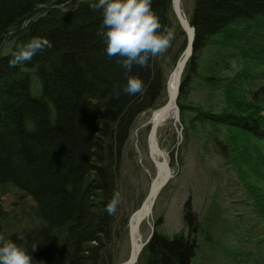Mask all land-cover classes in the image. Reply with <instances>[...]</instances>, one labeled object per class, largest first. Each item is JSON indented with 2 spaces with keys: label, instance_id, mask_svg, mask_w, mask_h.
<instances>
[{
  "label": "trees",
  "instance_id": "1",
  "mask_svg": "<svg viewBox=\"0 0 264 264\" xmlns=\"http://www.w3.org/2000/svg\"><path fill=\"white\" fill-rule=\"evenodd\" d=\"M95 2L0 0V236L24 248L33 264H117L130 216L122 197L114 215L106 206L114 192L121 195L136 119L165 104V60L174 57L177 65L187 46L173 0H152L174 39L147 68L126 72L97 35L103 15L90 7ZM189 22L194 53L178 99L184 145L205 139L240 169L250 156L238 149V137L264 144V58L244 43L256 34L264 47V0H194ZM34 37L49 39L52 47L10 68L18 45ZM129 75L143 81L142 92H123ZM255 202L264 226V198ZM206 224L207 230L190 202L180 232L169 236L158 219L137 264H193L201 238L212 242L213 218ZM245 237L254 239L255 249L242 252L250 259L240 264H264V227L257 237Z\"/></svg>",
  "mask_w": 264,
  "mask_h": 264
},
{
  "label": "rangeland",
  "instance_id": "2",
  "mask_svg": "<svg viewBox=\"0 0 264 264\" xmlns=\"http://www.w3.org/2000/svg\"><path fill=\"white\" fill-rule=\"evenodd\" d=\"M193 7L194 0H183V11L188 19ZM254 36L251 43L245 40L246 49H251L252 53L260 52L264 58V53L260 51L264 47L260 48L258 37L256 34ZM259 38L262 39L263 35H259ZM180 42L176 45L175 55L180 51ZM10 48L11 44H8L3 51L8 52ZM210 56L212 53L206 59ZM175 60L176 58L171 57L164 62L167 77L175 71ZM237 67L236 62L233 63L232 68ZM167 97L166 91L161 104L166 103ZM150 115L151 111H148L136 119L125 154L120 190L125 212L129 216L143 202L157 177V169L149 157ZM223 134L222 131L221 135ZM232 135L233 133L228 136ZM238 139V149L242 148L250 156L246 163L241 164L240 169L234 162L221 159L210 144H205V139H192L184 145L181 122L171 120L159 129V147L169 156L173 178L160 193L150 220L143 226L145 242L153 234L158 219L161 221V230L169 236L183 230L184 208L190 202L192 210L200 216L205 230L209 228L206 224L207 217L213 218L214 222L212 242L208 245L201 238L200 249L193 264H240V261L250 259L248 256L243 257L241 253L255 249L254 239L249 242L245 236L257 237L264 227L255 206L256 199L264 198V144L260 145L244 137ZM181 144L185 146L182 150ZM11 201L12 198H7L6 205L9 206ZM129 254L127 230L118 242L116 263H124Z\"/></svg>",
  "mask_w": 264,
  "mask_h": 264
},
{
  "label": "clouds",
  "instance_id": "3",
  "mask_svg": "<svg viewBox=\"0 0 264 264\" xmlns=\"http://www.w3.org/2000/svg\"><path fill=\"white\" fill-rule=\"evenodd\" d=\"M151 4L152 0H96L90 5L93 10H102L103 21L97 35L104 39L107 56L119 57L117 63L126 72H131L134 66L147 68L150 58L163 55L174 39L171 29L162 28ZM51 47L50 40L44 37H34L27 43H21L9 59V67L15 68L29 62L37 52ZM142 90L143 81L129 75L123 92L135 95ZM120 202V192L116 191L106 206L109 215L115 214ZM35 248L36 245H33L32 249ZM0 264L33 262L24 248L0 236Z\"/></svg>",
  "mask_w": 264,
  "mask_h": 264
},
{
  "label": "water",
  "instance_id": "4",
  "mask_svg": "<svg viewBox=\"0 0 264 264\" xmlns=\"http://www.w3.org/2000/svg\"><path fill=\"white\" fill-rule=\"evenodd\" d=\"M183 0H173V10L176 17L177 22L179 23L181 29L186 35L187 38V46L182 54L181 59L178 61L176 68H175V86L174 89L169 93L167 102L160 108L159 116L156 122L153 124L150 130L149 135V157L153 164L157 169V176L159 172H163L164 176L161 182L156 186H151L148 195L143 200L140 208L133 212L128 219L127 230L130 242V254L126 262L123 264H137L141 252L143 251L144 247L150 241L152 235L149 239L144 243L142 248H139L136 242V236L138 232L139 226L148 218L149 215V206L154 201V204L157 201L160 193L163 189L168 185V183L173 178V170L170 165V161L163 160L159 162L155 159V152L156 149L159 150L162 154L164 152L161 151L158 142V133L161 125L165 121L168 114L175 109V122L180 123V108L178 106V99L180 96V91L182 87V78L185 68L193 56L194 53V44H195V29L185 17L183 13ZM153 204V206H154Z\"/></svg>",
  "mask_w": 264,
  "mask_h": 264
},
{
  "label": "bare ground",
  "instance_id": "5",
  "mask_svg": "<svg viewBox=\"0 0 264 264\" xmlns=\"http://www.w3.org/2000/svg\"><path fill=\"white\" fill-rule=\"evenodd\" d=\"M183 9V7H182ZM184 13V11H183ZM185 14V13H184ZM185 17H187L185 15ZM188 20V19H187ZM174 74H175V71L171 74V76L169 77L168 79V82H167V94L169 95V93L174 89V86H175V78H174ZM168 99V97H167ZM159 112H160V108H157V109H154V110H151V115L148 119V126H150V128L153 126V124L156 122L158 116H159ZM175 121V109H173L169 114L168 116L166 117L165 121L163 122V124L161 125V127L169 122V121ZM160 127V128H161ZM155 159L159 162H162L164 159L167 160V161H170L169 159V156L166 154V153H161L159 150L156 149V152H155ZM164 176V173L163 172H159V175L156 177V179L153 181L152 183V186H156L158 185L162 178ZM154 201L151 203V205L149 206V215H148V218L142 222V224L139 226L138 228V232H137V236H136V242H137V245L139 248H142L145 241H144V234L142 232V229H143V226L146 222H148L151 218V215H152V212H153V209H154Z\"/></svg>",
  "mask_w": 264,
  "mask_h": 264
}]
</instances>
